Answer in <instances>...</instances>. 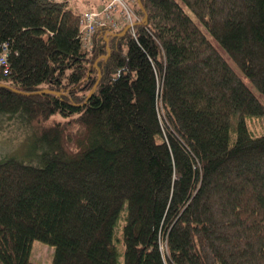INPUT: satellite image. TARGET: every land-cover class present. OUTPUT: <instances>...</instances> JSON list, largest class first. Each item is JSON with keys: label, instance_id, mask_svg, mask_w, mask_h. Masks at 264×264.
Instances as JSON below:
<instances>
[{"label": "trees", "instance_id": "obj_1", "mask_svg": "<svg viewBox=\"0 0 264 264\" xmlns=\"http://www.w3.org/2000/svg\"><path fill=\"white\" fill-rule=\"evenodd\" d=\"M180 1L225 56L177 0L91 48L68 0H0V122L29 129L0 158V264L34 240L51 264H264V103L237 72L264 96V0Z\"/></svg>", "mask_w": 264, "mask_h": 264}, {"label": "rangeland", "instance_id": "obj_2", "mask_svg": "<svg viewBox=\"0 0 264 264\" xmlns=\"http://www.w3.org/2000/svg\"><path fill=\"white\" fill-rule=\"evenodd\" d=\"M69 7L74 9L76 13L79 14V17H82V14L89 10H100L102 9L105 0H68ZM119 1H125V0H110L112 4H115ZM179 4L182 5L185 13L189 15L192 21L195 22V24L200 28L202 33L208 37L212 44L217 47L222 55L223 49L220 47L217 42L214 41L213 37L210 36L205 26L201 24V22L197 19V17L190 12V10L187 8L185 4H183L180 0H177ZM75 5L78 7H75ZM131 7L136 8L133 4H131ZM118 18V17H116ZM80 20V19H79ZM86 20V26L90 27V24L92 23V20H90V17H85ZM99 29V28H98ZM97 29V30H98ZM124 51H125V45H124ZM225 56V55H224ZM226 58V57H225ZM229 62L235 67V65L232 63V60L230 58ZM239 76L243 81L248 85V87L253 90V92L256 94L259 101L264 103V96L262 97L257 90L250 84L249 80L245 77V75L239 70H237ZM59 117V116H57ZM246 123H248L251 134L254 135H264V127H261V124L264 125V120L262 122H259V120L256 117L253 118H246ZM29 131L28 128H24L23 126L19 127L18 125L14 124L13 122H0V158L4 157L3 155H6L11 153L12 150L18 149L20 152L24 153L28 149L27 142H23L22 140L25 139L27 136V131ZM120 248L122 246L120 245ZM30 261L33 264H51L52 259L54 256V248L52 246H48L47 244L40 242L39 240H34L32 242L31 250H30ZM119 261H121V258H119Z\"/></svg>", "mask_w": 264, "mask_h": 264}, {"label": "bare ground", "instance_id": "obj_3", "mask_svg": "<svg viewBox=\"0 0 264 264\" xmlns=\"http://www.w3.org/2000/svg\"><path fill=\"white\" fill-rule=\"evenodd\" d=\"M108 2H109V0H105V3L103 5L102 9H100V10H94L93 9V10H89V11L84 12L80 19H82L83 17H86V16L87 17H93L94 15L99 14L104 19L106 18L108 20H113L116 23V29L123 28L124 29L123 32L125 31V29H127V30H130L131 32H133L134 34H135V31L133 29V26L135 23L140 22L141 24H146L147 17L144 16V18L142 20L141 17L137 16V14L134 11V8L131 7V4H133L135 2V0L119 1V2H116L112 7L105 8V6L107 5ZM116 17H118V18H116ZM80 41L82 42V45L85 48H91V46L93 45V44L88 45L85 38L80 39ZM4 58H5L4 54L2 52H0V67H2V68H4L3 67ZM7 62H8V60H7ZM4 70H5V72H7V70L5 68H4ZM42 91L46 92V90H42ZM42 91H34L33 93L42 92ZM16 93H18V92H16ZM42 93H44V92H42ZM42 93H40V94H42ZM40 94H35V95H40Z\"/></svg>", "mask_w": 264, "mask_h": 264}, {"label": "built area", "instance_id": "obj_4", "mask_svg": "<svg viewBox=\"0 0 264 264\" xmlns=\"http://www.w3.org/2000/svg\"><path fill=\"white\" fill-rule=\"evenodd\" d=\"M114 4H112L109 0L105 8H110ZM80 31H81V39H86V42L88 45H92L91 38L94 35V33L100 29L105 28L106 26H110L112 28H116V23L113 20L104 19L99 14L94 15L93 17H90V20H92V23L90 24V27L86 26V20L85 17L80 19ZM99 28V29H98ZM98 29V30H97ZM2 53L4 54V64L3 67L8 70V62L6 57V50L3 48Z\"/></svg>", "mask_w": 264, "mask_h": 264}, {"label": "water", "instance_id": "obj_5", "mask_svg": "<svg viewBox=\"0 0 264 264\" xmlns=\"http://www.w3.org/2000/svg\"><path fill=\"white\" fill-rule=\"evenodd\" d=\"M139 1V0H138ZM146 20V19H145ZM127 31V29H125V31L122 33V35H125V32ZM42 92H45V91H42ZM42 92H35V93H33V92H31V93H24L25 95H27V96H31V95H35V94H40V93H42ZM19 93H22V92H19Z\"/></svg>", "mask_w": 264, "mask_h": 264}, {"label": "crops", "instance_id": "obj_6", "mask_svg": "<svg viewBox=\"0 0 264 264\" xmlns=\"http://www.w3.org/2000/svg\"><path fill=\"white\" fill-rule=\"evenodd\" d=\"M75 7H77L76 5H75ZM78 8V7H77Z\"/></svg>", "mask_w": 264, "mask_h": 264}]
</instances>
